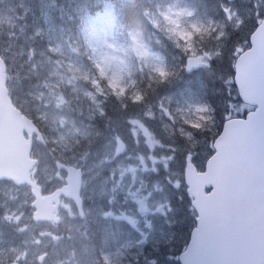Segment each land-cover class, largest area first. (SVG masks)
<instances>
[{"label": "rangeland", "instance_id": "obj_1", "mask_svg": "<svg viewBox=\"0 0 264 264\" xmlns=\"http://www.w3.org/2000/svg\"><path fill=\"white\" fill-rule=\"evenodd\" d=\"M208 1L212 10L191 0L146 3L149 22L178 48L165 55L142 41L137 28L117 34V7L108 1L0 0V46L11 64L12 90L50 138L44 183L52 188L65 178L55 160L82 168L88 216L93 209L94 217L79 220L66 202L64 225L48 234L30 224L24 193L7 190L0 197V222L11 214L17 230L29 233H14V247L0 244V255H27L33 264H178L196 216L183 186L187 152L204 164L221 113L228 118L249 110L233 92L229 72L218 73L228 94L221 113L205 97L212 62L220 61L215 44L226 33L248 34L264 14V0ZM91 3L100 10L95 17L87 12L83 21ZM217 3L226 6L220 13L213 10ZM235 48L232 58L243 46ZM189 56L200 57L192 74L185 72ZM26 70L32 73L27 79ZM169 73L175 85L147 104L144 88L153 92L152 81L160 85L158 77ZM114 101L123 109L138 104L119 120L122 130L109 129L107 110ZM177 136L186 144L180 155ZM140 199L147 213L140 212ZM53 238L61 247L47 259Z\"/></svg>", "mask_w": 264, "mask_h": 264}, {"label": "water", "instance_id": "obj_2", "mask_svg": "<svg viewBox=\"0 0 264 264\" xmlns=\"http://www.w3.org/2000/svg\"><path fill=\"white\" fill-rule=\"evenodd\" d=\"M251 43L237 59L235 82L242 100L257 108L246 118L225 123L205 172L188 160L185 178L199 216L180 254L182 264H264V20ZM198 62L189 58L187 71ZM6 81V66L0 60V178L29 182L35 161L29 158L31 145L24 130L37 128L14 106ZM63 167L68 185L53 197H73L81 208V171ZM207 187H212L209 193Z\"/></svg>", "mask_w": 264, "mask_h": 264}, {"label": "trees", "instance_id": "obj_3", "mask_svg": "<svg viewBox=\"0 0 264 264\" xmlns=\"http://www.w3.org/2000/svg\"><path fill=\"white\" fill-rule=\"evenodd\" d=\"M115 2L116 5H118L120 3L121 5V1L124 2L125 7L121 6V15L123 18V23L126 26H130V27H136L138 26L139 28H144V24H145V33H147L148 35H153V29L150 26V24L148 23V21L145 18V15L143 13V7H142V2L143 0H113ZM195 3L198 7H205V9H211L212 10V3L208 0H194ZM203 7V8H204ZM225 5L219 7L218 3L217 5L214 7L213 10L219 9L218 12L220 13V9L224 8ZM87 7H84V13H83V18L84 19L85 15H86V11H87ZM90 10L93 11L95 10L94 6H90ZM217 12V13H218ZM79 12L75 13V17H77L79 14ZM263 16V15H262ZM261 16V17H262ZM74 17V15H73ZM133 17V18H132ZM259 24V21H257L252 27L251 30L249 31L248 34H243L240 32H235V34L231 35H227L224 34L223 37L218 39V42H216L215 46L217 49V53L219 55V62H216V60H213L212 65H213V72L207 77V83L209 85V90H206V94L205 97L207 98V100L209 101V103H211L215 109L217 110L218 113H221V110L223 108V104L226 100L227 97V93L224 94V92H222V83L219 79L218 73H220V71H224V72H229L231 75L234 73V67H233V63L235 60V55H233V58L231 56L232 52L236 50V45H240L243 47H248L249 46V36L250 34L255 30V28L257 27V25ZM159 47L161 50H163L165 53H175L177 51V47L173 44L172 40H170L166 35H162L160 42H158L157 46ZM28 68V67H26ZM29 69V68H28ZM221 74V73H220ZM171 74L169 73V76L166 77H158V81L160 82V85L157 84V81H152V85L149 86V89H151V87H153V92L150 90H146L144 88V92H145V99L147 101V103H151L152 102V97H158L159 95L165 93L166 91H168V89H172L171 87H173L175 85V81H177V79H173L170 76ZM25 76L27 78H29L30 76H32L31 71L26 70L25 72ZM172 79V80H171ZM28 80H24L22 82V85L24 86L26 84ZM26 86V85H25ZM211 87V88H210ZM24 92H25V87L23 88ZM232 89L233 92L237 95V91L235 88V85L232 84ZM24 97L28 100L29 96L26 93H24ZM109 105H112V108H108L107 112H108V117H110L109 119V125H111L109 127V129L111 127H115L117 129L121 128L120 124L123 125V122H119L122 121L124 117L127 116L129 110L131 109V106H138V104H131L129 102V108L127 109H123L121 107V104L117 101L114 102H110ZM115 108V110L113 111V109ZM112 109V110H111ZM220 120L222 122L223 116L222 113L219 116ZM221 129V128H220ZM177 147H178V155H180L182 153V151L186 152V149L184 148V145H186L184 143V141L179 138L177 136ZM184 144V145H181ZM186 147V146H185ZM188 153V152H187ZM177 166L180 167V161L177 160Z\"/></svg>", "mask_w": 264, "mask_h": 264}, {"label": "flooded vegetation", "instance_id": "obj_4", "mask_svg": "<svg viewBox=\"0 0 264 264\" xmlns=\"http://www.w3.org/2000/svg\"><path fill=\"white\" fill-rule=\"evenodd\" d=\"M24 208L27 210L28 215L31 212V203H28L26 201ZM3 218L0 222V241L2 242L0 244L6 245V246H13L14 245V233H17V226H18V218L16 216H13L11 214H4L1 215ZM17 222V226H16ZM51 225V223H50ZM14 262L20 263V264H33V261L27 262L23 258H20L18 256L13 255H0V264H12Z\"/></svg>", "mask_w": 264, "mask_h": 264}]
</instances>
